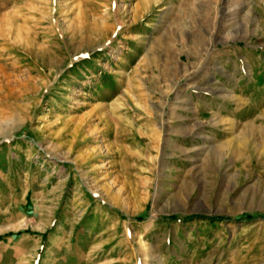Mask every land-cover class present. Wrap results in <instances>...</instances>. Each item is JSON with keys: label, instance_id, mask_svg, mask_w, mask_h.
<instances>
[{"label": "rangeland", "instance_id": "1", "mask_svg": "<svg viewBox=\"0 0 264 264\" xmlns=\"http://www.w3.org/2000/svg\"><path fill=\"white\" fill-rule=\"evenodd\" d=\"M0 264H264V0H0Z\"/></svg>", "mask_w": 264, "mask_h": 264}, {"label": "bare ground", "instance_id": "2", "mask_svg": "<svg viewBox=\"0 0 264 264\" xmlns=\"http://www.w3.org/2000/svg\"><path fill=\"white\" fill-rule=\"evenodd\" d=\"M251 126L254 127V124H253V123H248V124H247V127H248L249 129H251Z\"/></svg>", "mask_w": 264, "mask_h": 264}]
</instances>
